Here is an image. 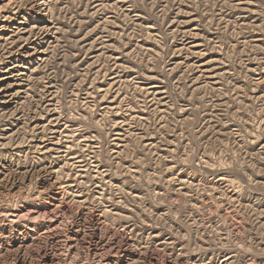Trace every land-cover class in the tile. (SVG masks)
<instances>
[{
	"label": "rangeland",
	"instance_id": "rangeland-1",
	"mask_svg": "<svg viewBox=\"0 0 264 264\" xmlns=\"http://www.w3.org/2000/svg\"><path fill=\"white\" fill-rule=\"evenodd\" d=\"M0 264H264V0H0Z\"/></svg>",
	"mask_w": 264,
	"mask_h": 264
}]
</instances>
